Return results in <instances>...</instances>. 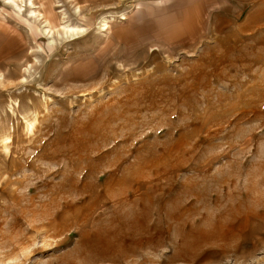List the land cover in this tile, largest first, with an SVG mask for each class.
Here are the masks:
<instances>
[{
  "label": "rangeland",
  "instance_id": "rangeland-1",
  "mask_svg": "<svg viewBox=\"0 0 264 264\" xmlns=\"http://www.w3.org/2000/svg\"><path fill=\"white\" fill-rule=\"evenodd\" d=\"M48 1L87 32L31 37L0 2V264H264V0L181 46L132 35L175 40L164 0Z\"/></svg>",
  "mask_w": 264,
  "mask_h": 264
},
{
  "label": "crops",
  "instance_id": "crops-1",
  "mask_svg": "<svg viewBox=\"0 0 264 264\" xmlns=\"http://www.w3.org/2000/svg\"><path fill=\"white\" fill-rule=\"evenodd\" d=\"M154 1L155 0H147ZM256 0H164L163 1V15L168 16L165 19V25H167L171 31L177 33L175 40H164L158 37L157 27L143 26L139 28L138 32L131 30L132 35L153 40L155 43L163 46H181L184 44L193 43L201 36H204L209 32L211 20L214 13L217 11H224L231 9L233 11L243 10L246 6ZM229 7V8H227ZM188 18H196L201 24L202 33L197 37L193 34V31L187 29ZM193 37V38H192ZM8 38V30L4 26H0V60L4 59L14 51L6 50L5 44Z\"/></svg>",
  "mask_w": 264,
  "mask_h": 264
},
{
  "label": "bare ground",
  "instance_id": "bare-ground-1",
  "mask_svg": "<svg viewBox=\"0 0 264 264\" xmlns=\"http://www.w3.org/2000/svg\"><path fill=\"white\" fill-rule=\"evenodd\" d=\"M49 1L47 4L50 6L52 4V1L51 3H49ZM0 2L3 4L4 7L10 8L15 14V17H19L21 20H22L21 14L25 11V15L27 18L24 19V22L28 26V31L31 37H36L39 34V35H45L49 39H53L54 35H56L60 40H63L65 38H72L83 35L87 32L88 29L87 25L82 26L79 23H72L71 19L69 18L65 10H62L63 8L57 12L58 14H60L58 18V24H54L52 21V18H54L53 6H50L48 11L49 16L51 17H47L40 10H38V8L40 7L36 5L35 0H0ZM56 6L60 7L61 5L57 4ZM25 7L27 9H25ZM80 10L81 9L79 6L75 7L74 9L75 16L80 15ZM143 17H144L143 10L138 8L130 12H122L119 15L120 20L127 21V24L129 26L138 24ZM112 22H115L113 16L101 17L98 22V30L109 34L110 24ZM53 41L54 40H52V42ZM29 126H32L31 122L27 123V127ZM98 241L101 245L96 249V256L97 259L101 260L107 256L105 251L110 250L111 246L108 244V242L105 241V239H101ZM113 249L115 248L113 247ZM109 258L113 260H118L117 257L113 258L112 255H110Z\"/></svg>",
  "mask_w": 264,
  "mask_h": 264
}]
</instances>
